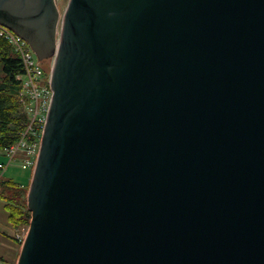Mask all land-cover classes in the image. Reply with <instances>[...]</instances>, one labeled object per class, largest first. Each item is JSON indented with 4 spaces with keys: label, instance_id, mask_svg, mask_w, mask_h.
Returning <instances> with one entry per match:
<instances>
[{
    "label": "water",
    "instance_id": "1",
    "mask_svg": "<svg viewBox=\"0 0 264 264\" xmlns=\"http://www.w3.org/2000/svg\"><path fill=\"white\" fill-rule=\"evenodd\" d=\"M59 24L0 0L54 60L17 264H264V0H70Z\"/></svg>",
    "mask_w": 264,
    "mask_h": 264
},
{
    "label": "built area",
    "instance_id": "2",
    "mask_svg": "<svg viewBox=\"0 0 264 264\" xmlns=\"http://www.w3.org/2000/svg\"><path fill=\"white\" fill-rule=\"evenodd\" d=\"M57 1L63 3L69 0ZM0 36L13 45L23 60L25 74L19 76L18 79L22 82L21 100L29 117L27 127L21 133V139L4 153L9 161L7 164L0 163L1 181L4 171L14 162L19 161L25 170L36 168L40 155L42 133L54 93L51 87V75L48 76L45 68L37 63V57L27 41L2 25H0ZM29 229V225H22L15 230V237L19 243H24Z\"/></svg>",
    "mask_w": 264,
    "mask_h": 264
},
{
    "label": "trees",
    "instance_id": "3",
    "mask_svg": "<svg viewBox=\"0 0 264 264\" xmlns=\"http://www.w3.org/2000/svg\"><path fill=\"white\" fill-rule=\"evenodd\" d=\"M47 73L50 72L46 67ZM25 74L22 58L13 45L0 36V155L21 139V133L28 124V114L21 100L22 82L19 76ZM28 186L11 180L0 181V199L8 214V221L14 228L29 225L31 213L27 208ZM12 239L18 244L15 237Z\"/></svg>",
    "mask_w": 264,
    "mask_h": 264
},
{
    "label": "crops",
    "instance_id": "4",
    "mask_svg": "<svg viewBox=\"0 0 264 264\" xmlns=\"http://www.w3.org/2000/svg\"><path fill=\"white\" fill-rule=\"evenodd\" d=\"M14 231L15 228L8 221L4 204H0V262L2 264H14L19 258L21 248L12 239Z\"/></svg>",
    "mask_w": 264,
    "mask_h": 264
},
{
    "label": "rangeland",
    "instance_id": "5",
    "mask_svg": "<svg viewBox=\"0 0 264 264\" xmlns=\"http://www.w3.org/2000/svg\"><path fill=\"white\" fill-rule=\"evenodd\" d=\"M58 8L60 10L59 33L61 34V29H62L64 15H65V12L67 9V5L66 4H58ZM52 66H53V62H52L51 68H52ZM51 68H50V73L52 72ZM8 161H9V159L5 155H0V162H5L7 164ZM3 179L11 180V181H14V182L20 183V184H24L30 188V185H31V182L33 179V172H32V170L23 169L21 167L19 161H18V162H14L12 165H10L8 167L7 170L4 171ZM29 188H28V191H29ZM27 195H28V192H27L25 198H27ZM0 204L1 205L4 204V201L1 199H0ZM17 262H18V259H17V261H15V263L17 264ZM0 264H2V263L0 262Z\"/></svg>",
    "mask_w": 264,
    "mask_h": 264
}]
</instances>
